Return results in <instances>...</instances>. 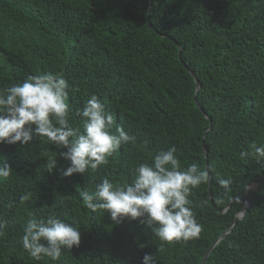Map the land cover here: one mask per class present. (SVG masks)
I'll use <instances>...</instances> for the list:
<instances>
[{
    "label": "trees",
    "instance_id": "16d2710c",
    "mask_svg": "<svg viewBox=\"0 0 264 264\" xmlns=\"http://www.w3.org/2000/svg\"><path fill=\"white\" fill-rule=\"evenodd\" d=\"M46 72L70 85L71 126L80 127L76 109L96 95L113 115L111 131L119 125L137 140L71 176L59 155L66 149L44 138L0 143V161L12 169L0 181L8 221L0 264H141L145 253L156 264H200L234 221L205 264H264V163L240 158L250 143L264 144V0H0V89ZM173 146L182 167H210L189 197L199 238L162 242L139 220L117 224L84 206L82 190L104 178L130 183L137 165ZM220 178H231L229 191ZM51 214L79 228L80 244L59 261H35L20 243L23 228Z\"/></svg>",
    "mask_w": 264,
    "mask_h": 264
},
{
    "label": "clouds",
    "instance_id": "9594fccd",
    "mask_svg": "<svg viewBox=\"0 0 264 264\" xmlns=\"http://www.w3.org/2000/svg\"><path fill=\"white\" fill-rule=\"evenodd\" d=\"M69 88L63 75L46 72L28 75L23 82L0 89V143L24 145L34 138H44L57 149H66L59 153L68 161L64 176L96 170L107 164L108 158L122 144L136 143V135L128 134L119 125L115 133L111 131L113 115L105 110L96 95L76 109L80 127L71 126ZM248 148L240 152L242 160L252 156L257 163H264V144L258 146L252 142ZM176 151L174 146L160 150L150 163L137 165L130 183L115 184L104 178L95 185L94 191L82 190L79 195L84 206L92 212L98 209L108 212L117 224L125 218L139 220L162 242L199 238L203 226L197 221L189 197L193 189L209 181L210 167L196 162L182 167ZM51 166L52 169L56 166V159ZM11 173L10 165L5 160L0 161V181L7 180ZM217 183L229 191L233 181L220 178ZM31 196L30 192L21 195L20 203L29 201ZM7 223L0 217V237L5 235ZM80 238L79 228L51 214L46 218L30 217L20 243L35 261L44 258L59 261L62 249L78 247ZM141 264H156V257L145 253Z\"/></svg>",
    "mask_w": 264,
    "mask_h": 264
},
{
    "label": "water",
    "instance_id": "95a60500",
    "mask_svg": "<svg viewBox=\"0 0 264 264\" xmlns=\"http://www.w3.org/2000/svg\"><path fill=\"white\" fill-rule=\"evenodd\" d=\"M189 72H190V74L192 75V77H193V79H194V82H195V85H196V87H195V90H196V92L199 90V82H198V80H197V78H196V76L192 73V71H190L189 70ZM197 105H198V103H196ZM206 116V115H205ZM205 133L206 132H204V134H203V136L205 135ZM201 147H202V151H203V154H204V156L206 157V155H207V150H206V148H205V146H204V143L202 142L201 143ZM208 187L210 188V186L208 185ZM208 188V194H209V196H210V189ZM233 200V199H232ZM249 204H250V202L249 201H247V205H246V208H245V210L244 211H242V212H240L237 216V220H239V219H242L243 218V216H244V214H245V211L248 209V207H249ZM230 206V204H228V206L226 207V208H224L223 209V211H226V209L228 208ZM236 223V221H234L211 245H210V247L208 248V250L205 252V254H204V256H203V258H202V260H201V263L200 264H205V262H206V260H207V258H208V256H209V254H210V252H211V250L215 247V245H216V243L219 241V240H221L222 238H224L230 231H231V229L233 228V226H234V224Z\"/></svg>",
    "mask_w": 264,
    "mask_h": 264
}]
</instances>
